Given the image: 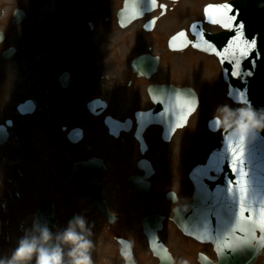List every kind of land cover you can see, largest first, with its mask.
<instances>
[{
  "label": "flooded vegetation",
  "instance_id": "1",
  "mask_svg": "<svg viewBox=\"0 0 264 264\" xmlns=\"http://www.w3.org/2000/svg\"><path fill=\"white\" fill-rule=\"evenodd\" d=\"M42 1L79 15L60 19L40 41L33 76L40 99L27 94L26 51L0 47V139L7 138L0 145V258L11 256L49 202L55 231L74 215L93 225L92 264H127L129 245L134 264H218L213 245L186 235L176 218L192 201L190 174L206 163L207 135L218 137L216 149L226 131L216 108L240 107L224 75L230 66L237 86L229 57L194 45L222 37L230 47L237 28L212 22L205 9L234 0H142L141 16L125 26L117 13L128 0ZM172 41L188 45L172 50ZM192 95L197 110L177 127L185 108L175 106ZM27 103L34 114L20 111ZM164 103L173 112L165 124L153 117ZM32 170L40 173L33 192Z\"/></svg>",
  "mask_w": 264,
  "mask_h": 264
},
{
  "label": "water",
  "instance_id": "2",
  "mask_svg": "<svg viewBox=\"0 0 264 264\" xmlns=\"http://www.w3.org/2000/svg\"><path fill=\"white\" fill-rule=\"evenodd\" d=\"M233 4V9H235L233 14L238 20L237 28L240 39L231 44L238 45V73L243 80L234 86V91L238 93L240 102L262 108L264 107V0H239ZM129 6L133 10L134 7ZM137 14V11L133 10L131 18L136 17ZM15 18V24H18L25 18V15L18 10L15 12ZM120 18H124V13L120 14ZM239 25H243V28L240 29ZM1 40L2 34L0 33ZM245 41L250 47L246 46ZM253 42L254 46H251ZM221 44L220 41L216 42L217 46ZM245 51L246 54H243ZM214 52L218 54L217 51ZM232 53V47L227 48L226 58L232 57ZM227 68L229 69L227 75L229 78L231 76L230 66ZM241 98L249 99L251 102L241 100ZM193 109L195 106L192 105L190 114ZM190 114H187V117ZM240 142V137L227 130L222 149L211 155L206 167L194 170L191 176L195 185L194 202L189 210L178 219L180 228L186 234L200 241L210 242L216 247L221 260L220 264H254L264 248V242L260 240L264 233L255 230L253 235V231H238L233 236L230 234V228L223 223L235 210V205L232 204L227 191V179L232 175L226 162L227 150L230 144L237 145ZM243 143L247 148L251 174L258 182L259 196L257 200H259L264 198V132L253 133L245 137ZM211 172L220 175V178L210 177ZM259 206L258 202L254 205L257 209ZM42 211L38 213L39 222L47 221L53 230V220L50 214L45 215ZM256 218H259L258 213ZM243 227L251 229V225L247 223H244ZM258 232L260 233L259 238ZM241 238L249 240L251 243L242 244ZM228 241H231V251L225 247Z\"/></svg>",
  "mask_w": 264,
  "mask_h": 264
},
{
  "label": "clouds",
  "instance_id": "3",
  "mask_svg": "<svg viewBox=\"0 0 264 264\" xmlns=\"http://www.w3.org/2000/svg\"><path fill=\"white\" fill-rule=\"evenodd\" d=\"M216 119L241 139L264 132V107L256 108L250 103L236 108L220 105ZM92 236L93 225L83 215H74L60 231L34 219L31 227L24 229L11 256L0 258V264H32L33 260L35 264H92ZM130 247L123 255L127 264H134Z\"/></svg>",
  "mask_w": 264,
  "mask_h": 264
},
{
  "label": "rangeland",
  "instance_id": "4",
  "mask_svg": "<svg viewBox=\"0 0 264 264\" xmlns=\"http://www.w3.org/2000/svg\"><path fill=\"white\" fill-rule=\"evenodd\" d=\"M42 0H0V29L5 30L8 35V44H16L19 45L22 49V53L26 51L27 57L26 59L30 60L29 63V69L31 72V81L29 84V91L28 96L31 98L40 99L41 97V91L38 82H34L33 76H37V70L39 65V59H40V50H39V44L42 39V37L50 36L55 30L56 24L59 20L57 19H50L51 16L54 14L55 9H60L59 11H56L58 16H61L62 18H76V15H79V12H73L70 10H66L65 8L56 5L55 1L49 2V5L43 6ZM20 8L24 9L27 13V19L26 21L19 27H13L12 26V14L15 9ZM49 8H52L51 10ZM49 9V10H48ZM54 10V11H52ZM66 10V11H63ZM82 17V12H80ZM113 14H116V11H111V17ZM28 48V49H27ZM23 55V54H22ZM3 67L6 68V65ZM8 72V71H7ZM0 82H3L6 84L5 79L0 78ZM50 90L54 89L53 86L48 87ZM53 92V91H51ZM25 96V97H28ZM208 106H206L207 108ZM209 110L214 109V106H209ZM208 111H206L207 115ZM215 138V139H214ZM211 139L210 135H207V150L205 155L210 152V148H212L218 141V137H214ZM212 145V146H211ZM216 146V145H215ZM214 146V147H215ZM204 155V157H205ZM27 156V155H25ZM31 155V157H33ZM30 157V158H31ZM193 160V157H190V162ZM31 167H36L38 170V166L36 163V160H33L31 163ZM35 164L36 166H33ZM39 178L40 179V173L38 171L33 172L32 170V176H31V190L33 192L35 187V181L34 179ZM38 179V180H39ZM37 180V181H38ZM258 264H264V256L259 260Z\"/></svg>",
  "mask_w": 264,
  "mask_h": 264
},
{
  "label": "snow or ice",
  "instance_id": "5",
  "mask_svg": "<svg viewBox=\"0 0 264 264\" xmlns=\"http://www.w3.org/2000/svg\"><path fill=\"white\" fill-rule=\"evenodd\" d=\"M152 2L155 3L156 0H152ZM214 12L219 14L218 18H213ZM205 13L212 22L221 23L227 30L235 31V16L231 14L232 9L229 5H209L205 9ZM238 27L242 29L243 25H239ZM236 39H240V37H236ZM245 44L248 46L246 41ZM251 46H254V42ZM243 54H246V51ZM183 126L184 124L177 125V127ZM243 139L237 145H229L226 158L229 171L232 174L227 179V191L230 194L232 204L235 205V210L229 219L223 221V223L226 227L230 228V234L233 236L238 231H253V235L255 230L264 233V198L257 200L259 196L258 182L251 174L250 161ZM257 202L260 205L258 209L254 207ZM257 213L259 218H256ZM244 223L251 225V229H245L243 227ZM260 240L264 242V236H261ZM241 243L250 244L251 241L241 238ZM225 247L231 251V241H228Z\"/></svg>",
  "mask_w": 264,
  "mask_h": 264
},
{
  "label": "bare ground",
  "instance_id": "6",
  "mask_svg": "<svg viewBox=\"0 0 264 264\" xmlns=\"http://www.w3.org/2000/svg\"><path fill=\"white\" fill-rule=\"evenodd\" d=\"M60 17H61V16H58L57 12L54 11V14L51 16L50 19H54V20L57 19V20H60Z\"/></svg>",
  "mask_w": 264,
  "mask_h": 264
}]
</instances>
